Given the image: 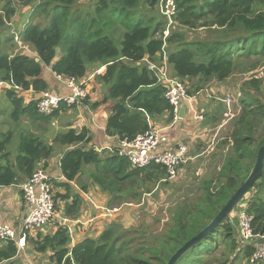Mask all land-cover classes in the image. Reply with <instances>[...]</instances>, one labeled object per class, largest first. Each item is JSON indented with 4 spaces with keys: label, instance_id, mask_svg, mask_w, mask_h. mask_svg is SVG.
Returning a JSON list of instances; mask_svg holds the SVG:
<instances>
[{
    "label": "trees",
    "instance_id": "1",
    "mask_svg": "<svg viewBox=\"0 0 264 264\" xmlns=\"http://www.w3.org/2000/svg\"><path fill=\"white\" fill-rule=\"evenodd\" d=\"M80 1L0 0L2 29L21 20V9L33 10L30 24L20 37L36 56L10 55L0 50V82L6 84L1 87L0 95L5 94L11 106L10 121L16 124L26 118L31 124L51 125L62 110L75 109L76 105L61 104L52 115L38 112L39 94L49 91L43 72L51 68L57 77L82 80L93 76V80L108 88L101 102L91 103L87 85L88 96L83 102L84 107L91 110L110 104L111 113L105 125L108 137L130 141L148 131L153 120L163 118L171 123L174 110L166 98L168 88L147 67V62L159 60L164 31L169 25L168 18L161 12V0H92L95 6L88 14L78 9ZM164 3L171 11V28L175 27L166 39L168 64L175 78L187 89V83L197 81L194 94L211 82L224 83L230 79L242 68L241 62L264 57V0H164ZM37 18H44L47 24L33 23ZM201 29L211 35L199 40L189 38L191 31ZM67 32H70L69 37H66ZM63 43L66 54L55 61L57 49ZM0 49H3L1 43ZM91 67L95 72L88 77ZM256 67L254 64L246 71ZM101 68L104 69L97 74ZM251 84L258 86L256 81ZM27 92L34 94L32 99L25 98ZM187 93L190 97L194 95L189 90ZM241 104L243 109L232 124L230 138L219 143L220 147L232 143L220 172L204 182V194L197 203L178 207L171 223L156 233L155 239L149 238L147 247L132 251L135 240L123 242L127 230L112 222L98 238H86L71 248V228L61 225L57 219L53 235L43 237L39 231L37 235L27 233L26 247L48 256L50 264H167L178 249L212 222L244 184L264 145V104L247 96ZM91 134L86 127L70 128L57 134L52 144L32 133L22 134L14 161L9 160L8 153L13 136L2 135L0 187L26 184L38 169L47 171V163L55 156L56 147H68L59 166L66 182L54 183L65 193L56 192L53 186L57 215L70 221L79 218L84 201L73 191L71 183L78 185V177L90 166L94 168L90 178L109 193L112 201L130 197L136 205L142 204L139 214L143 215L144 196L156 190L153 191L150 184L166 185L167 182L162 183L166 170L154 164L137 168L126 158L104 151L99 153L90 145ZM59 201L64 203L63 209L58 206ZM238 210L248 216L254 234L263 236L264 167L253 189L230 217L177 264H264V261L252 263L258 239L247 245L240 243ZM147 224L151 226L154 221L148 220ZM19 252L15 241L0 240V264H18Z\"/></svg>",
    "mask_w": 264,
    "mask_h": 264
},
{
    "label": "crops",
    "instance_id": "2",
    "mask_svg": "<svg viewBox=\"0 0 264 264\" xmlns=\"http://www.w3.org/2000/svg\"><path fill=\"white\" fill-rule=\"evenodd\" d=\"M61 57V55L57 54L55 61H58ZM168 71L170 73V66L168 67ZM93 72H95V69L91 67L89 69L88 77ZM43 78L47 81L49 91L59 95H68L70 93L66 87L58 81L57 76L52 73L51 68H47L43 72ZM187 84L188 90L194 94L193 90L196 88L197 81H191L190 84ZM228 86L227 82H211L197 94H194L191 97L189 96L191 101L188 100L183 103V105L187 107L185 117L175 123H167L163 118H158L152 121L154 127L164 129L165 134H167L170 140L169 147H176L180 144H185L188 147L189 153H192L193 156L190 153L191 157L189 163L184 165L180 170L181 174L186 173L189 168L194 166L193 162L195 159L197 160L201 155L207 154L208 149L209 151H214L215 147H220V142L218 145H215V142L217 141V136L225 127L223 116L227 110L222 100L225 98L226 94L229 93ZM88 88L91 103L101 102L108 89L93 79L89 81ZM33 95L32 92H27L25 98L28 100L32 99ZM2 96L3 95H0V97ZM109 108V103L100 106L96 110L84 107L83 103L76 105L75 109H77L79 113L76 117V127L71 124V121L68 118L61 119L62 117H67V115L73 113L75 109L62 110L61 116L51 123V125L39 122L31 124L29 120H22L16 124L11 121V124L8 123L4 126V130L0 131L1 136L8 134L13 136L11 145L8 147V153L10 154L9 160L14 161L18 155L17 143L22 134L32 133L35 136L42 137L49 144H52L53 136H55L53 134H58L59 130H61V133H64L65 130L70 128H79V130H81L84 127L92 132V143L90 145L98 150L104 149L106 154L111 155L112 153L108 151L107 148H114L118 141L116 138L108 137L105 134V125L111 113ZM195 113L202 116L201 121L193 120ZM60 120H64V122L62 123ZM205 143H208L207 149L204 152H199V149ZM209 143H211V148ZM13 145H15V147L11 150L10 148ZM61 149L62 150L60 151V149L56 147L55 156H53L47 163V173L52 180V185L57 182H66L61 175L59 166L62 154L69 150V148L62 147ZM93 170L94 168L91 166L84 168L82 174L78 177V185L71 183L73 191L76 194H79L84 201L79 218L75 221H69L72 231L71 248L86 238H98L108 225L112 222H116L112 217L107 218V216H104L103 210L109 208L111 196L109 193L104 192L102 188L90 178ZM169 183L173 184L175 181L167 182L166 184ZM21 187L22 186H13L10 188L0 187V222L12 227L17 232L22 231L27 213V206L23 200ZM83 187L86 189L85 192L81 189ZM55 190L56 192L65 193L61 188H56ZM151 196L152 194L145 195L143 198V204L149 202ZM58 204L60 209H63L64 203L59 201ZM141 207L142 206L139 207V205H128L122 213H118L117 217L119 218L120 216L121 223L125 226H129L131 223L136 222L135 220L132 222L129 216L134 211H136V214L141 213L143 208ZM123 220H125L127 224L122 222ZM56 225L57 221L54 219L53 222L42 228L39 231V234L43 237L53 235L57 230ZM35 235H37V232ZM28 251H32V254H29ZM17 261L18 264H50L48 256L33 252L30 247L19 252Z\"/></svg>",
    "mask_w": 264,
    "mask_h": 264
},
{
    "label": "rangeland",
    "instance_id": "3",
    "mask_svg": "<svg viewBox=\"0 0 264 264\" xmlns=\"http://www.w3.org/2000/svg\"><path fill=\"white\" fill-rule=\"evenodd\" d=\"M94 6L95 5L92 0H81L78 9H80L84 14H88L93 11ZM32 12L33 10L31 11V9L29 11H27L26 9H21L19 11V14H21L20 15L21 20H19L17 23H14L12 27L6 25L5 28L3 29L0 28V43H1V48L4 49V50L0 49L1 52L3 53L10 52V55H17L24 53V55L34 56L35 52L32 49V47H30L25 43L22 44L16 41L14 38L15 33H18V35L21 36V33L26 29V26L30 24L31 20H29V18ZM27 21H29V23ZM33 23H40L42 25L47 24L44 18L34 19ZM172 28L170 27L169 29L170 34ZM206 35L210 36L211 33L208 32L207 30L201 29L197 31H191L189 33V38L192 40H199V39H203ZM69 36H70V32H67L66 37ZM117 45H119V43H117ZM25 46H27L28 48ZM9 47H13V48H9ZM57 51H58L57 54L61 56H64L66 54L64 43L57 49ZM254 64H257V67L253 71H246V68H249ZM240 65L242 68L236 71L235 74L230 79L225 81L229 85L227 87L229 93L226 94L223 100L227 101L230 99L232 101L231 109L229 111L227 104H224L227 110L223 116V120H224L223 122L225 124V127L217 136V141L215 142V145H218L219 142L221 143L227 141L228 138H230V133L233 128L232 124L237 120L241 110L243 109L241 100L243 98L245 99V96H247V99L250 100L258 99L262 104H264V57L262 58L254 57L253 60L243 61L240 63ZM170 76H174V71L172 67L170 68ZM253 81L258 82V86L252 85L251 83ZM252 103H253V107H256V103L254 101ZM10 114H11V106L5 94H3V96L0 97V131H3L4 126H6L8 123L11 124ZM78 114H79L78 110L75 109L73 113L67 115V117H62L61 119L68 118L71 121V124L76 127L77 125L76 117ZM199 116L202 118L201 115ZM23 120L28 121V119L26 118ZM60 121L62 123L64 122V120H60ZM262 122L264 123V117L262 118ZM75 129L79 130V128H75ZM59 133H61V130H59ZM53 135L57 136V133L56 134L54 133ZM55 136L53 137L55 138ZM54 138L52 139L53 142H54ZM19 143L20 141L17 143V153H18ZM210 144L211 143H209V146L211 148ZM207 146L208 143H205L199 149L200 150L199 152H204L207 149ZM13 147H15V145H13L10 149L12 150ZM58 148L60 149V151L62 150L61 149L62 147H58ZM214 149H215L214 151L212 150L209 151L208 149L207 154L201 155V157L197 158V160L195 159L196 162L195 161L193 162L194 166L189 168L186 173L181 174L179 171V175L175 183L173 184L169 183L164 186L163 184L159 186L156 184L153 185L150 184L151 185L150 187L153 189V191L155 189L156 190L154 192L152 191L153 193H151L152 194L151 200L149 202H146L145 207L143 209L144 211L143 215L138 213L136 214V211L131 213V215L129 216L130 219L132 220V222L134 220L136 222L131 223L129 226H125L124 224H122L120 221L121 220L120 216L118 218L117 215L118 213H122V211L125 210L126 206L136 205V204L133 203L130 197H127L125 200L123 199L122 200L113 199V201L112 199L110 200L109 202L110 206L109 208H106L107 211H111V214L108 217H112V219L116 220V223L121 224L124 227V229L127 230L126 236L122 240L123 242L135 240L132 245L133 246L132 251L138 249L139 247H147L149 244V238L155 239L157 235L156 233L163 231L171 223V217L173 213H175V211L178 209V207H180L184 203H197L199 201V198L202 197L204 194V190H203L204 182L208 179H213L218 175L222 167L223 161L225 160L226 156L230 153V150L232 149V143H230V145H223L222 147H215ZM190 153L188 150L189 158L191 157ZM116 156L122 157L119 154H117ZM247 166L248 164L245 165V167ZM54 188L56 189L55 185ZM134 189H136V187ZM58 206H57V210H58ZM138 210L141 211L140 209ZM152 210L154 212L153 214H152ZM240 213H242V211L238 210L239 215ZM58 217H60V215L57 216L56 214L55 218L59 222L61 219H59ZM148 220L150 221L153 220L154 224L151 226L148 225L147 224ZM122 222L126 223L125 220H123ZM239 224H240V220L238 225ZM138 230L141 231L138 232ZM141 233H145V235L141 237L140 236Z\"/></svg>",
    "mask_w": 264,
    "mask_h": 264
},
{
    "label": "built area",
    "instance_id": "4",
    "mask_svg": "<svg viewBox=\"0 0 264 264\" xmlns=\"http://www.w3.org/2000/svg\"><path fill=\"white\" fill-rule=\"evenodd\" d=\"M161 12L169 20V25L163 35L164 44L162 47V53L159 55V60L157 62H147V67L149 71L156 73L160 83L167 86L168 91L166 93V98L173 106L174 118L172 123H175L180 120V106L185 101H191V98L187 93V86L174 76H170L168 71L169 64L167 59L166 39L170 36L169 29L173 24V20L170 8L165 7L164 0H161ZM14 38L16 41L23 44L18 33H15ZM103 69L104 68L99 69L97 74ZM57 78L70 93L68 95H59L51 91H45L39 94L37 109L41 115H52L60 108L61 104H66L69 107L82 104L87 99L88 91L86 87L89 81L93 79V76L82 80L61 76ZM2 86L5 87L6 84L0 82V89ZM222 101L224 104H227L230 111L232 101L230 99ZM199 115L200 114L195 113L193 120H202ZM116 139L118 141L117 145L114 148H107V150L112 153L111 155L119 154L126 158L132 166L137 168H146L153 164L163 167L166 170L167 175L163 182L176 181L181 167L188 164L190 161L188 147L185 144H180L176 147H169V137L165 134L164 129L160 127L151 126L148 131L136 136L130 141H120L118 138ZM96 151L101 153L104 149H96ZM21 190L23 192V200L27 206L24 227L22 229V231H24L23 238H20V233L22 231L17 232L12 227L0 222V240L15 241L20 251L26 248L27 233H38L42 228L53 222V220L56 219L55 216L57 214L55 212L53 186L47 171L44 169H38L33 174L32 178L26 184L22 185ZM140 206H142V204L139 205V207ZM103 211L104 216H110L111 211H107V209H104ZM58 218L61 219L58 223L70 226V220L60 217ZM238 238L243 245L251 244L254 239H258L259 242L252 258V263L264 261V235L254 234L251 228L250 219L244 212L240 213Z\"/></svg>",
    "mask_w": 264,
    "mask_h": 264
},
{
    "label": "water",
    "instance_id": "5",
    "mask_svg": "<svg viewBox=\"0 0 264 264\" xmlns=\"http://www.w3.org/2000/svg\"><path fill=\"white\" fill-rule=\"evenodd\" d=\"M187 107L185 105L180 106L179 118L183 119L185 117ZM264 167V145L259 149L255 164L247 177L244 184L236 191V193L231 197L228 203L222 208L218 215L212 220V222L197 236L191 238L187 243H185L176 253L171 257L167 264H177L179 260L192 248L196 247L199 243L204 241L210 234H212L219 227L220 223L226 218L230 217L232 212L236 209L239 203L249 194L253 189L256 181L261 177ZM24 231L20 233V238H23ZM32 254V251H28Z\"/></svg>",
    "mask_w": 264,
    "mask_h": 264
},
{
    "label": "clouds",
    "instance_id": "6",
    "mask_svg": "<svg viewBox=\"0 0 264 264\" xmlns=\"http://www.w3.org/2000/svg\"><path fill=\"white\" fill-rule=\"evenodd\" d=\"M53 186V185H52Z\"/></svg>",
    "mask_w": 264,
    "mask_h": 264
}]
</instances>
